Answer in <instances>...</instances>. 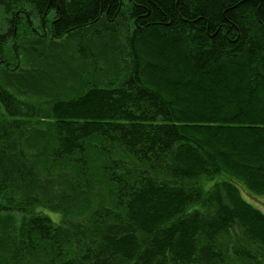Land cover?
<instances>
[{
  "label": "trees",
  "instance_id": "16d2710c",
  "mask_svg": "<svg viewBox=\"0 0 264 264\" xmlns=\"http://www.w3.org/2000/svg\"><path fill=\"white\" fill-rule=\"evenodd\" d=\"M125 3L127 79L71 97L95 52L40 47ZM255 203L264 0H0V264H264Z\"/></svg>",
  "mask_w": 264,
  "mask_h": 264
},
{
  "label": "rangeland",
  "instance_id": "374dc122",
  "mask_svg": "<svg viewBox=\"0 0 264 264\" xmlns=\"http://www.w3.org/2000/svg\"><path fill=\"white\" fill-rule=\"evenodd\" d=\"M128 9L129 6L126 5V3L123 4L120 13L116 18H114L112 21H108L104 18L101 19L96 27L88 29L83 38H64L60 41H56L54 46L51 47L50 50H48L49 46L47 43L40 47L41 49H44L41 51L42 53L44 51L45 57H49V59L55 61H64L68 59V55L73 51V49L78 50L79 48H81L86 50V52H95L96 59L98 60V62H101L99 65L100 70H93L92 67H87L85 65H76V70L78 72H75L74 66H70V76L65 80H68L69 83L74 85V91L71 97L77 96L83 90L91 87L92 80L127 79L130 68L127 70L126 64L128 62V65H130V59L128 58V56H126V54L129 52V49L124 43L125 39L130 36V33L133 29V25L127 15ZM105 29H107L108 32H106ZM127 30H129L128 36ZM117 31L120 35V43L118 44V46L112 42H110L109 45H105V42H103L105 40H100V37L108 38L109 35L116 33ZM88 38L91 39V43L93 41V43L95 44L90 45ZM112 45L115 46V48L112 47L110 49V46ZM38 57L39 55H37V58ZM102 61L106 63L105 70L101 69L102 65H104ZM73 72L74 75H72ZM70 92H68L67 95L70 94ZM255 204L256 207L264 213V205L259 203ZM15 220L18 222V219Z\"/></svg>",
  "mask_w": 264,
  "mask_h": 264
}]
</instances>
